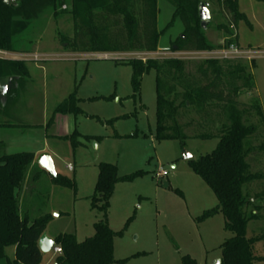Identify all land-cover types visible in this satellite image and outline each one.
I'll return each mask as SVG.
<instances>
[{"label":"rangeland","instance_id":"374dc122","mask_svg":"<svg viewBox=\"0 0 264 264\" xmlns=\"http://www.w3.org/2000/svg\"><path fill=\"white\" fill-rule=\"evenodd\" d=\"M201 1L211 13L204 31L207 41L213 46L225 45L226 34L218 27L228 23L231 16L222 11L218 0ZM239 1L250 25L241 22L233 29V37L244 48L264 51V4ZM57 2V10L64 13L56 18L55 10L46 8L15 37L17 52L48 57L42 62H27L29 75L17 103L8 107L0 104V124L4 126H0V140H4L3 152L9 155L38 151L46 141L44 153L53 158L57 174L74 179L77 188L74 191L54 185L52 176L43 172L40 179L31 180L25 187L21 207L32 219L49 215L45 233L54 240L67 234L84 242L94 237L96 225L105 221L114 234L112 264H184V258L196 264H214L221 260V246L233 235L226 230L223 214L202 218L218 206V199L192 168V161L211 154L219 139L196 138L185 131L184 141L158 140L156 72L151 69L135 82L129 64L144 53L106 56L64 48L61 37L73 36L74 20L64 10L69 1ZM158 10L161 37L157 52L163 53L183 34L184 25L176 20L168 28L174 15L168 1L158 0ZM64 54L76 56H61ZM164 59L158 56V60ZM184 61L186 71L204 84L198 72L204 61ZM238 63L249 66L248 74L255 85L249 95H239V104L259 103L264 114V56L254 67L248 62H233ZM72 94L78 112H57ZM194 117L198 118L191 111L183 113L180 120L188 123ZM7 123L11 124L9 129L5 128ZM185 154L192 158L185 159ZM103 164L113 165L118 178L106 213L94 206ZM69 165L73 170L67 168ZM34 169L41 170L39 166ZM160 171L168 176L158 178ZM256 185L264 190V181ZM262 229L264 221H252L247 235ZM254 252L259 258L255 264H264V241L255 244ZM5 254L0 264L14 261L15 247L6 248ZM57 257L53 251L44 254L41 264H55Z\"/></svg>","mask_w":264,"mask_h":264},{"label":"trees","instance_id":"16d2710c","mask_svg":"<svg viewBox=\"0 0 264 264\" xmlns=\"http://www.w3.org/2000/svg\"><path fill=\"white\" fill-rule=\"evenodd\" d=\"M57 1L18 0L7 3L0 0V50L17 52L15 37L20 31L27 30L46 8L54 9L56 18L64 13L57 10ZM67 1L70 6L64 10L73 16L75 32L72 37H61V44L71 52L107 55L158 51L161 37L158 0ZM166 1L174 8L173 20L168 28L176 20L184 25L183 34L172 43L170 50L207 51L221 47L213 46L205 37L199 18L201 0ZM256 1L264 4V0ZM218 4L231 16L228 23L218 28L226 34V45L236 43L233 29H237L241 22L250 25L247 15L241 12L239 0H218ZM26 63L0 59V80L19 77L20 86L23 77L28 75ZM129 64L133 67L135 82L151 69L156 72L158 140L184 141L187 138L185 131L196 138L219 139L217 148L211 154L192 161L193 170L218 199V206L206 211L202 218L223 214L226 230L233 235L221 246V264H255L259 258L255 256L254 246L264 241V229L253 232L251 237L247 232L252 221H264V190L256 185L264 181V114L259 103L241 105L238 101L239 95H249L255 89L248 74L249 66L227 63L226 67L219 61H205L198 70L206 81L202 84L186 71V63L182 60L149 59L144 62L136 59ZM254 64L251 66L254 67ZM18 96L19 88L9 95L5 107L13 104ZM191 111L198 118L181 123V115ZM57 112L76 114L75 95H70L60 104ZM207 129H210L209 132H206ZM36 166L39 165L32 152L0 153V260L6 258V248L14 246L15 260L10 264L43 262L44 253L38 242L50 216L32 219L21 207L25 187L46 172L41 168L37 172L34 169ZM51 180L62 188L74 191L77 188L74 179L60 174ZM117 180L116 168L103 164L94 206L104 213ZM96 230L94 237L81 243L73 235L58 236L55 246L61 247L63 252L58 255L55 264H112L114 234L105 221L98 223ZM184 264L196 263L184 258Z\"/></svg>","mask_w":264,"mask_h":264},{"label":"built area","instance_id":"2783aa9c","mask_svg":"<svg viewBox=\"0 0 264 264\" xmlns=\"http://www.w3.org/2000/svg\"><path fill=\"white\" fill-rule=\"evenodd\" d=\"M66 8V6L64 7ZM74 57L76 55H61ZM107 56V55H106ZM158 56L165 59H177V60H202V61H219L226 63L233 62H248L253 64L258 58L264 56V51L256 50L254 48H244L239 43H231L229 45H223L220 48L207 51H172L166 50L163 53H144L142 54L141 60L147 62L149 59L158 60ZM46 57L45 54L39 53H27V52H8L0 50L1 60H18L26 62H42ZM69 170H73L72 167L68 166ZM168 173L166 171H160L157 175L158 178L167 177ZM52 251L57 254H62V248L59 246H53Z\"/></svg>","mask_w":264,"mask_h":264},{"label":"water","instance_id":"95a60500","mask_svg":"<svg viewBox=\"0 0 264 264\" xmlns=\"http://www.w3.org/2000/svg\"><path fill=\"white\" fill-rule=\"evenodd\" d=\"M8 3V0H6ZM199 18L201 21V27L206 30L211 21V13L208 8L207 3H199ZM176 49V47H175ZM19 77L10 76L5 77L0 80V104L4 107L8 103L9 95L17 88H19ZM185 159H191L190 154H185ZM36 164L39 165L43 170L48 172L53 178L58 174L55 169L53 158L48 153H41L36 159ZM55 245V240L48 237L47 233H43L41 236L38 246L42 253L47 254L52 251L53 246ZM214 264H221V260H217Z\"/></svg>","mask_w":264,"mask_h":264},{"label":"crops","instance_id":"0c3cea01","mask_svg":"<svg viewBox=\"0 0 264 264\" xmlns=\"http://www.w3.org/2000/svg\"><path fill=\"white\" fill-rule=\"evenodd\" d=\"M72 37V36H71ZM159 48V47H158ZM101 55V54H100ZM26 66H27V63H26ZM42 68V67H41ZM43 70H45L44 68H43ZM29 73V72H28ZM29 75V74H28ZM27 77V76H26ZM26 77H23V79H22V83H21V85L19 86V96H18V98H17V100L14 102V104L15 103H17L19 100H20V98H21V91L23 90V88H25V86H26V80H25V78ZM3 124H0V126H2ZM6 125V124H5ZM9 125H11V124H8L7 123V126H5V128L6 127H8L7 129H9V127H11V126H9ZM32 126V125H31ZM2 127H4V126H2ZM1 128V127H0ZM4 128V129H5ZM2 142H3V144H2ZM4 140H0V153L1 154H7V153H4L3 151H4ZM46 141H45V143L43 144V147L42 148H40V150H38V151H34V152H32V153H34L35 154V156H36V159H37V157H38V155H40L41 153H44V151H45V147H46ZM11 147L9 146V149H10ZM7 155H9V154H7ZM41 168V167H40ZM68 168V167H67ZM42 169V168H41ZM15 253H16V248H15ZM15 257V256H14ZM14 260H15V258H14Z\"/></svg>","mask_w":264,"mask_h":264}]
</instances>
